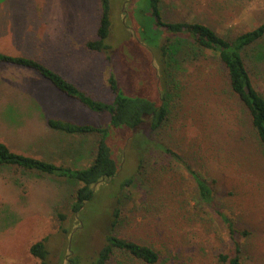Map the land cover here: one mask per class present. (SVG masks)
Listing matches in <instances>:
<instances>
[{
	"label": "rangeland",
	"instance_id": "rangeland-1",
	"mask_svg": "<svg viewBox=\"0 0 264 264\" xmlns=\"http://www.w3.org/2000/svg\"><path fill=\"white\" fill-rule=\"evenodd\" d=\"M164 2L172 20H200L230 38L264 20V0ZM112 6V62L86 45L97 38L101 0L0 2V50L43 60L90 94L111 101V70L123 85L147 80L148 67L131 33L136 32L133 20L139 25L151 14L149 0H112ZM143 32L138 30L142 40ZM244 55L264 94V40ZM172 68L177 86L169 98L171 116L157 140L210 178L218 206L250 233L241 238L245 264H264V149L255 139L243 141L249 133L242 105L211 52L182 53ZM11 105L22 111L19 118L9 113ZM50 116L97 125L107 118L65 96L34 70L0 63V140L17 152L88 166L96 136L54 132L46 121ZM128 151L122 175H136L135 181L123 189L119 184L108 188L87 207L85 222L72 210L80 185L74 180L13 166L0 169V264H40L30 248L42 239L48 264H73V259L90 264L105 244L117 208L116 233L153 246L161 256L156 264H225L219 253L230 252V237L221 219L205 218L208 208L199 203L188 171L156 146L146 151L138 174L139 155L132 146ZM108 264L148 263L117 251Z\"/></svg>",
	"mask_w": 264,
	"mask_h": 264
},
{
	"label": "trees",
	"instance_id": "trees-1",
	"mask_svg": "<svg viewBox=\"0 0 264 264\" xmlns=\"http://www.w3.org/2000/svg\"><path fill=\"white\" fill-rule=\"evenodd\" d=\"M3 1L5 0H0ZM149 3L151 13L149 19L144 23L139 21V25L133 20L136 32L134 30L131 33L148 67L147 80L140 84L130 82L123 85L116 72L111 70L108 77V84L114 95L111 101L90 94L43 60L0 50V63L32 69L65 96L77 100L91 112L107 116L103 125L81 123L54 116L46 118L49 128L54 132L96 136V145L91 151L93 159L86 167L56 163L17 152L8 143L0 140V169L13 166L74 180L80 185L72 210L77 219L85 222L87 207L94 204L108 188L119 184L123 189L135 181L136 175L127 179H123L122 175L129 154L128 148L132 146L139 155V174L145 168L146 151L158 146L177 159L195 181L199 203L204 204V209L208 208L204 210L205 218L214 220L218 217L223 221L232 248L230 252H220L219 260L225 264H245L241 238L247 237L249 231L241 228L234 217L218 206L210 178L193 168L178 151L158 141L157 136L171 116L169 98L177 86L170 77L173 76V64L182 53L189 55L197 49L211 52L213 58L226 69L229 91L241 103L244 111L242 120L248 126L246 131L249 134L242 135L243 141L255 139L258 146L264 149V94L254 84L244 55L249 48L264 40V20L239 33L235 38H230L200 20H172L168 16L169 9L164 0H149ZM101 7L97 38L88 40L86 45L92 51L105 54L107 60L112 62L113 46L109 41L113 26L112 0H101ZM125 22L128 28L131 27L127 20ZM137 26L139 33L145 32L146 37L143 40L139 38ZM150 28L154 30L148 34ZM15 106L11 105L8 111L14 118L17 116L19 118L22 111ZM36 106L45 119L42 107L38 103ZM120 220L121 209L117 208L112 217V228L106 234L105 244L90 264H108L117 251L129 253L148 264L158 263L161 256L153 246L116 233ZM30 250L41 260L40 264H48L49 250L46 239L33 243ZM72 262L78 263L74 259Z\"/></svg>",
	"mask_w": 264,
	"mask_h": 264
}]
</instances>
